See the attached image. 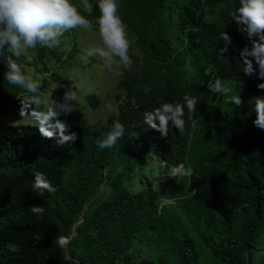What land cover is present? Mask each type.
<instances>
[{"label": "trees", "instance_id": "trees-1", "mask_svg": "<svg viewBox=\"0 0 264 264\" xmlns=\"http://www.w3.org/2000/svg\"><path fill=\"white\" fill-rule=\"evenodd\" d=\"M116 2L132 42L133 66L120 80L123 96L152 84L172 65L180 74L211 65L213 79L236 87L242 104L201 89L193 120L167 140L143 129L141 105L119 104L114 115L80 129L66 147L39 143L31 125L12 124L0 115V264H199L193 233L217 264H264V130L253 124L252 82L235 56L239 46L251 47L230 19L237 0ZM90 3L93 15L81 12L94 22L99 10L96 0ZM223 31L232 39L226 57L218 55ZM65 40L71 45L60 48ZM72 45L77 39L65 32L58 49L29 50L33 78V67L43 70L54 58L57 65L47 63V76L64 82ZM6 70L0 63V100L9 105L23 89L8 83ZM113 119L124 126L123 138L101 149L96 137ZM149 152L160 161L192 167L193 175L167 178L162 168L156 183L146 180L131 191L124 181ZM35 170L46 174L55 192L33 190L34 176L29 180ZM170 197L177 208L161 202ZM32 206L44 207V214H33ZM80 211L83 218L69 234ZM58 236L69 243L59 247Z\"/></svg>", "mask_w": 264, "mask_h": 264}, {"label": "clouds", "instance_id": "clouds-1", "mask_svg": "<svg viewBox=\"0 0 264 264\" xmlns=\"http://www.w3.org/2000/svg\"><path fill=\"white\" fill-rule=\"evenodd\" d=\"M95 6L99 10V15L93 22L81 12L82 8L87 16L93 15V4L90 0H80L79 6L72 0H0V63L7 68L5 79L8 83L23 89L16 95L27 94L20 101L19 114L25 117L23 119L31 121L11 123L31 125V132L37 136L39 143L47 141L54 146H69L75 142L80 129H86L89 124L114 115L119 104L123 106L125 103H130L133 107H136V103L141 105L139 119L143 129L164 140H167L170 134L182 133L187 122L193 120L199 100L198 92L201 89L208 88V91L214 94L225 95L227 102L237 107L242 104L238 94L229 95L231 90L223 84L221 79L218 77L213 79L215 69L211 65H209L211 70L208 67L197 73L189 74L177 73V67L172 65L152 84L133 87L128 95L130 100L128 101L127 97L123 96L124 90L120 83L124 77V71L131 70L133 66V60L129 56L132 42L129 39L127 26L118 15L116 0H96ZM230 19L238 34H246L251 42V47L239 46L234 50L241 70L252 82V89L249 91L250 116L254 110L253 124L258 129L264 130V0H237L230 11ZM94 27L98 28L102 46L83 50L79 58H73L71 55L68 64L63 68L64 82L50 79L47 76L48 71H44L45 78H49L58 85L61 91L65 92L63 97L58 96L59 102L57 99L48 98V106L43 107L44 102L40 94L42 83L34 79L32 75L25 74L21 64L17 61L22 55H27L29 50H34L38 46L50 50L56 49L60 46L61 37L65 32L76 29L91 32ZM219 38L223 40V47L219 48L218 55L226 57L225 53L232 45V39L226 31L220 33ZM79 47L81 45L77 41L76 48ZM6 52L8 55H5ZM98 57L107 68L115 65L112 75L118 77L117 83L120 90L114 97L116 100L112 103V112L99 120L87 121L85 113L77 111L79 98H83L90 110H93L97 106H107L104 100L109 96L103 98L92 91L80 92L83 89V83L75 84L74 78L68 76V71H75L82 61L88 62V60L96 61L102 66ZM52 65L51 62V67ZM186 66L187 63L183 64V67ZM56 92L59 93V90ZM3 118L7 121L8 117L6 115ZM105 126L107 129L103 134L96 137L97 145L101 149L114 147L123 138L125 132L119 120L113 119L108 126L105 122ZM149 155L158 161L159 167L155 172L156 175L150 176L142 173L138 177L140 184L135 190L130 189L127 182L135 176L137 169L143 168ZM162 168H164L162 175L167 178H189L193 175L192 167L182 162L160 161L157 156L149 152L142 158L141 164L133 170L131 178L124 181V184L131 191H136L146 180L156 183L160 176L158 171ZM33 176L32 188L39 194L56 191L45 173L38 170L33 171L29 184ZM162 203L166 205V201ZM171 206L177 208V203ZM30 211L33 214L43 215L45 209L41 206H32ZM82 218L83 212L80 211L72 222L71 230ZM56 242L59 247L63 248L69 240L67 237L58 236Z\"/></svg>", "mask_w": 264, "mask_h": 264}, {"label": "rangeland", "instance_id": "rangeland-1", "mask_svg": "<svg viewBox=\"0 0 264 264\" xmlns=\"http://www.w3.org/2000/svg\"><path fill=\"white\" fill-rule=\"evenodd\" d=\"M72 2L77 5V0H72ZM68 32L69 34L73 35L74 39H77L78 44L81 45V47L79 48H76L75 45H72L71 54L73 55V58H79L82 55L83 50L90 49V47L93 48L102 46L98 28L96 27H94L93 31L91 32L80 29L71 30ZM69 45L70 42L65 40L64 45L60 46V48ZM24 56L25 61L18 60L17 62L21 64L22 70L25 72V74L31 75L32 66L28 61L29 58L26 55ZM99 60L102 62V66L96 61L88 60V62L82 61V64L77 67L75 71H68V76L74 78L75 84L79 85L83 83V89L80 92L92 91L101 95L103 98L109 96L104 100V104L107 106H97L93 110H90V107L87 105L85 100H83V98L79 96L80 98L77 105V111L78 113H85L87 121L99 120L109 112H112V103L116 100L114 97L120 90V87L117 83L118 77H114L112 75L113 71L115 70V65H113L111 68H107L104 66V63L100 58ZM48 62H52L53 67L57 64L56 60L54 61L53 58H49L45 61L43 70H40L38 67H33V74L34 76H36L34 77V79L40 80L42 86L44 71L46 70V65ZM57 90H59V93L56 92ZM230 90V95H235L238 92V89L236 87H233ZM64 92V90L61 91L59 89L56 83L50 81L49 78H45L44 86L40 89V94L44 102L43 107L46 108L48 106V98H50L51 100L57 99L59 102L60 100L58 99V96L63 97ZM26 95L27 94H23L21 96L15 95L12 99V103H10L9 105H4L0 100V114H2L4 117L7 115V121L9 122H31L30 120L23 119L25 117H21L19 114L20 101L24 99ZM158 167V161L151 155L147 156V159L143 164V168L137 169L135 176L127 182L130 185L129 188L132 190H135L137 188V186L140 184L138 177H140L142 173H147L150 176H155V172L157 171ZM163 201H166V205H175L173 198L163 199L162 202ZM192 235L199 251V264H217V259H215L209 253L208 249L202 244L201 239H199L198 235L195 233H193ZM135 247L136 243L134 242L130 247L131 253L135 252Z\"/></svg>", "mask_w": 264, "mask_h": 264}, {"label": "water", "instance_id": "water-1", "mask_svg": "<svg viewBox=\"0 0 264 264\" xmlns=\"http://www.w3.org/2000/svg\"><path fill=\"white\" fill-rule=\"evenodd\" d=\"M74 231V229L72 228V230L70 231V234Z\"/></svg>", "mask_w": 264, "mask_h": 264}]
</instances>
